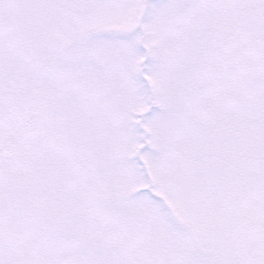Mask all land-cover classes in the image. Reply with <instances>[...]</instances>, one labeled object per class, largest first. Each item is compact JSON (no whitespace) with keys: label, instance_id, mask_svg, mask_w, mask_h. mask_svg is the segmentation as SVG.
I'll list each match as a JSON object with an SVG mask.
<instances>
[{"label":"snow or ice","instance_id":"1","mask_svg":"<svg viewBox=\"0 0 264 264\" xmlns=\"http://www.w3.org/2000/svg\"><path fill=\"white\" fill-rule=\"evenodd\" d=\"M0 264H264V0H0Z\"/></svg>","mask_w":264,"mask_h":264}]
</instances>
